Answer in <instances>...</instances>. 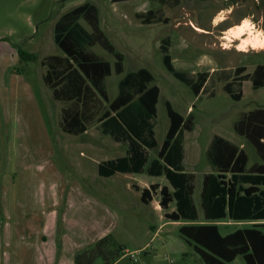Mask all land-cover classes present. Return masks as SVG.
Returning <instances> with one entry per match:
<instances>
[{
	"label": "rangeland",
	"instance_id": "obj_1",
	"mask_svg": "<svg viewBox=\"0 0 264 264\" xmlns=\"http://www.w3.org/2000/svg\"><path fill=\"white\" fill-rule=\"evenodd\" d=\"M160 1L114 4L111 0H0V83L3 97L10 94L12 87L8 80L17 73L29 81L38 99L35 114L28 118L27 126L25 120L18 117L15 126H8L7 133L0 134V181L10 179L14 183L12 188L5 181L1 183L0 229L3 242L0 245V264H73L70 252L75 248L76 253L86 250L104 235H111L126 249L125 255L115 264H203L192 246L178 233L182 223L164 219L165 211L160 206L158 194L152 193L150 205L140 201V193L135 187H170L166 179L149 177L145 173L98 177L97 164L124 156L125 147L98 134L94 126L89 129L88 136L62 134L57 125L61 104L52 100L48 103L41 93L43 89L45 94L51 95L40 81L43 72L40 59L51 55L63 56L53 41L55 23L61 15L78 6L85 3L93 5L97 9L99 29L123 55L124 74L146 69L160 90L154 120L158 147L148 151L149 159L156 157L168 129L165 102L184 117H193L194 128L183 141V168L195 175L192 196L198 214L195 224H204L200 206L202 177L214 172L206 158L209 143L217 135L244 150L249 164L258 161L253 149L235 134L233 125L241 113L264 109V87L253 90L249 81L244 82L242 99L233 102L223 92L222 84L214 86L209 82L207 92L195 98L186 86L164 69L160 41L169 38L173 67L193 77L200 73L233 70L241 64L246 67L245 73L250 74L255 66L264 65V50L257 52L249 48L247 53L237 52L236 45L241 43V39L234 38H231L232 48L224 50L221 45L228 41L222 37L229 30L241 26L246 17H252L258 29H264V2ZM149 10L158 11V16L166 22L143 26L135 15ZM221 12L225 18L214 23ZM80 23L90 31L86 22L80 20ZM244 38L247 39V34ZM87 50L97 58L111 64L114 62L113 57L99 45ZM18 51L24 52L29 59L33 57V60L28 61L27 57L21 60ZM205 56L212 63L198 64ZM120 78L112 74L105 80L110 98L117 94ZM38 115L42 116L44 128ZM2 120L4 132L6 123L4 118ZM88 139H95L96 150L79 149ZM97 186L101 188L97 189ZM171 210H174V204L167 212ZM12 225H25L23 238L27 239L30 234L34 239L36 234L30 229L36 230L37 225H70L68 232L59 226L56 237L59 235L61 238L66 232L71 243L67 242V251L59 259L61 252L56 241L55 248L49 252L50 261L43 263L36 251L30 258L29 247L17 245L18 251L12 248L9 240L13 236L10 235ZM251 225L224 221L218 224V228L222 235H227ZM15 254L21 259H16ZM128 254L135 256L136 263ZM229 264L245 263L237 257Z\"/></svg>",
	"mask_w": 264,
	"mask_h": 264
},
{
	"label": "trees",
	"instance_id": "obj_2",
	"mask_svg": "<svg viewBox=\"0 0 264 264\" xmlns=\"http://www.w3.org/2000/svg\"><path fill=\"white\" fill-rule=\"evenodd\" d=\"M111 1L118 4L138 0ZM135 16L143 26L166 22L156 10ZM80 20L86 22L90 31ZM53 41L63 56H44L39 62L44 69L42 81L52 100L62 104L59 112L61 132L79 136L96 126L101 134L125 146L124 156L97 165L98 177L143 173L153 178L164 177L169 188L135 187L140 191V201L149 205L152 193H157L165 211L164 219L184 223L178 233L192 246L203 264H229L237 257L245 264H264V109L241 113L233 125L235 134L253 149L257 162L249 164L244 150L222 137H212L206 158L214 172L203 175L200 192L204 224H195L198 219L192 198L195 175L183 168V141L194 128L193 117L182 116L165 102L169 126L156 157L150 160L148 151L158 147L154 120L160 96L152 74L146 69L124 74L123 55L99 29L97 9L91 4L85 3L61 15L54 26ZM169 44V38L165 37L159 45L164 69L195 98L205 94L210 85L222 84L229 99L239 102L244 82L249 81L253 90L264 87V65L260 64L250 74L245 73L243 64L233 70L200 73L196 77L177 71L169 54ZM94 45L111 55L114 62L97 58L87 50ZM18 55L21 60L26 57L28 61L33 60L22 51H18ZM112 74L124 75L117 84L116 97L110 100L105 79ZM172 204L174 210L167 212ZM224 221L252 225L222 235L218 223ZM125 250L111 235H106L93 246L76 253L73 264H115L125 255Z\"/></svg>",
	"mask_w": 264,
	"mask_h": 264
},
{
	"label": "crops",
	"instance_id": "obj_3",
	"mask_svg": "<svg viewBox=\"0 0 264 264\" xmlns=\"http://www.w3.org/2000/svg\"><path fill=\"white\" fill-rule=\"evenodd\" d=\"M41 68L43 69L42 66H41ZM43 73H44V69L40 75V81L42 82L44 88H46L43 81H42ZM123 75H120L121 78ZM8 81H9V84L11 85L12 89H11L8 97H5V98L3 97L5 95L3 94V91L1 90V83H0V128H1L0 134H2V135L7 133V127L8 126H10V125L15 126L16 125V119H18V117H21L23 120H25V126H27L28 118L35 114V112H34L36 109L35 104L38 102L37 96L35 95L33 88L31 87L29 81L23 77V75H21V74L19 75L17 73L12 74V77ZM118 82H117V84H118ZM41 93L43 94L44 99L48 103L50 100H52V98L50 99L51 95L45 94L43 89H41ZM116 95H115V97H116ZM9 97H10V99H9ZM114 98H110V100H112ZM53 102L59 103V102H55V101H53ZM19 103H20V105H19ZM59 104H61V103H59ZM61 108H62V104H61ZM59 116L57 117L58 118V122H57L58 129H59V119H60ZM3 118H4V121L6 123V126H5L6 130H4V132L2 130V125H3L2 119ZM38 118H39L40 124L42 125V128H44L42 116L38 115ZM94 127H95L94 129L96 130V132H98V134H101L99 129L96 126H94ZM89 129L79 136H73V135H69V136H73V137L88 136ZM62 134H65V133L62 132ZM66 135H68V134H66ZM101 135H103V134H101ZM103 136H105V135H103ZM108 138L114 144L122 145L119 143H115L110 137H108ZM94 143H95V139H92V140L88 139V141L86 140L84 142V144H82L79 147V149H86V150H94L95 149L96 150ZM80 155H82V152L80 153ZM120 157H122V156H120ZM105 161H108V160H105ZM101 162H104V161H101ZM124 175H126V174H124ZM1 181H0V194L2 193V189H3L1 183H3L4 181H5V183H9L10 188H12V186L14 184L13 181H11L10 179L8 181L2 179ZM165 187H167V186H165ZM100 188L101 187L97 186V189H100ZM101 192H102V190L99 191V193H101ZM137 192L140 193V191H137ZM151 202L149 203V205L151 204ZM172 211L173 210H171L170 212H172ZM220 223H222V222H220ZM183 224L184 223H182L181 225H183ZM3 226L5 227V225H3ZM59 226L62 228V230H65V231L67 230V232H68V230H69L68 227L70 225H37L36 230L29 228L32 232H34L36 234L34 239L32 238L33 234H30L29 239H27V238H23V230H25V225H12L13 228H12L10 235H13L12 237H15V238H12V237L11 238L8 237V238L11 241L12 248H14V249L16 248L15 249L16 251H18L17 245H19L22 248H25V246L29 247L30 248V254H31L30 258H32V256L34 255V252L36 251L38 253L37 256H38L39 260L42 261L43 263H46L47 261H50L49 252L55 248L56 241H57L58 246H59L58 250L61 252V256L58 255L59 259H60V257H62L64 255L63 253L65 251H67V242L71 243L70 235L67 234L66 232L64 235L61 236V238L59 235L56 237V231L58 232ZM10 228H11V225H10ZM100 238H102V236ZM100 238H98L96 241H98ZM2 242H3L2 229H0V245ZM35 248H36V250H35ZM75 249L73 250V252H70V256H69L70 259L72 260V262H73V257L77 251ZM14 256L16 259L20 258L19 255L15 254Z\"/></svg>",
	"mask_w": 264,
	"mask_h": 264
},
{
	"label": "clouds",
	"instance_id": "obj_4",
	"mask_svg": "<svg viewBox=\"0 0 264 264\" xmlns=\"http://www.w3.org/2000/svg\"><path fill=\"white\" fill-rule=\"evenodd\" d=\"M224 18L225 14L221 12L216 20H214V23H216L217 21H221ZM252 20V17H246L242 21L241 26L235 27L224 34L222 39L228 41V43H223L221 47L224 50H230L233 46L231 43V38L239 40L241 36L247 33V39H244L240 44L236 45V51L247 53L249 51V48L257 52L264 50V29H258L257 25L254 24ZM262 23H264V20H262ZM205 62H207L208 64L212 63V61L205 56L200 58L198 64H203Z\"/></svg>",
	"mask_w": 264,
	"mask_h": 264
},
{
	"label": "built area",
	"instance_id": "obj_5",
	"mask_svg": "<svg viewBox=\"0 0 264 264\" xmlns=\"http://www.w3.org/2000/svg\"><path fill=\"white\" fill-rule=\"evenodd\" d=\"M128 256L134 263H136L137 260L133 254H128Z\"/></svg>",
	"mask_w": 264,
	"mask_h": 264
},
{
	"label": "bare ground",
	"instance_id": "obj_6",
	"mask_svg": "<svg viewBox=\"0 0 264 264\" xmlns=\"http://www.w3.org/2000/svg\"><path fill=\"white\" fill-rule=\"evenodd\" d=\"M237 27H239V26H237ZM246 34H247V33H245L243 36L240 37L241 41H243L244 39H246V38H244V37L246 36ZM234 39H235V38H234Z\"/></svg>",
	"mask_w": 264,
	"mask_h": 264
},
{
	"label": "water",
	"instance_id": "obj_7",
	"mask_svg": "<svg viewBox=\"0 0 264 264\" xmlns=\"http://www.w3.org/2000/svg\"><path fill=\"white\" fill-rule=\"evenodd\" d=\"M160 206L162 207L161 203H160Z\"/></svg>",
	"mask_w": 264,
	"mask_h": 264
}]
</instances>
